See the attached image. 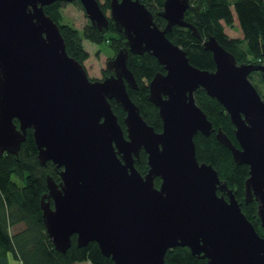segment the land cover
<instances>
[{
  "label": "water",
  "instance_id": "water-1",
  "mask_svg": "<svg viewBox=\"0 0 264 264\" xmlns=\"http://www.w3.org/2000/svg\"><path fill=\"white\" fill-rule=\"evenodd\" d=\"M55 1L71 0H0V155H18L32 128L41 164L61 168L60 182L48 176L41 200L54 248L65 252L75 235L78 246L94 241L114 264H165L166 251L176 246L207 264H264V236L212 165L197 160L194 143L198 132L214 131L195 102L200 87L234 125L237 146L220 128L215 135L236 164L248 166L244 201L258 203L264 229V100L249 79L259 71L264 81V65L238 63L208 36L202 41L215 69L193 66L167 36L182 26L201 38L184 19L189 0L163 1L162 28L140 0H110L109 17L97 0H79L93 26L108 29L111 19L127 46L107 62L110 75L92 80L44 9ZM128 52H148L164 69L148 84L161 131L127 92L138 88ZM111 99L125 111L124 130ZM141 150L144 174L134 165Z\"/></svg>",
  "mask_w": 264,
  "mask_h": 264
},
{
  "label": "trees",
  "instance_id": "trees-1",
  "mask_svg": "<svg viewBox=\"0 0 264 264\" xmlns=\"http://www.w3.org/2000/svg\"><path fill=\"white\" fill-rule=\"evenodd\" d=\"M164 0H140L152 13L154 22L164 27L166 21L160 16ZM81 6L79 0H71ZM100 9L109 17L110 0H97ZM64 1H55L44 7L48 16L58 25L64 39L66 51L78 62L88 57L83 39L92 43H106L116 53L127 47L122 32L116 30L109 19L108 29L99 30L90 21L77 29L65 20ZM82 7V6H81ZM234 16L238 22L242 37H231L225 32V26L233 25ZM186 22L196 27L201 38H196L191 30L182 26H173L168 38L179 45L189 62L200 69L212 71L215 64L212 54L206 50L203 41L213 36L227 51L234 55L238 63L264 65V0H189L185 11ZM127 67L137 82V89L127 88L131 100L138 106L144 120L156 131H161L162 122L158 108L149 101L148 84L154 74L164 72L155 57L148 52L132 54L128 52ZM108 69L105 76L110 74ZM254 76H257L255 78ZM250 81L264 100V81L259 71L249 74ZM196 104L206 114L214 131L208 136L198 132L194 136L195 153L199 162L211 164L219 178L232 190L241 210L254 225L257 232L264 236L257 216L258 203L255 200L244 201L245 180L249 173L246 164H236L230 150L216 138L218 128L237 146L234 125L223 106L210 97L202 88L194 92ZM110 103L124 130L125 111L114 100ZM19 124V120L15 119ZM38 147L33 129H28L27 138L22 143L19 154L5 152L0 155V258L12 253L19 264H114L110 257L104 256L96 242L78 246L76 236H71V245L65 252L57 251L46 231L41 200L48 192L47 178L60 182V167L48 161L42 165L38 159ZM137 170L144 174L147 170V155L141 150L134 162ZM156 185L160 179L155 178ZM21 182L23 184H21ZM220 194V192H218ZM18 227V228H17ZM21 227V228H20ZM17 229V230H16ZM165 264H207V260L193 255L187 247L176 246L166 251Z\"/></svg>",
  "mask_w": 264,
  "mask_h": 264
},
{
  "label": "rangeland",
  "instance_id": "rangeland-1",
  "mask_svg": "<svg viewBox=\"0 0 264 264\" xmlns=\"http://www.w3.org/2000/svg\"><path fill=\"white\" fill-rule=\"evenodd\" d=\"M228 1L231 2L232 0H228ZM63 14L65 20L68 21L77 29H82L89 21L87 16L85 15L83 8L80 5L73 2L64 3ZM226 30L228 31L234 30V28L226 27ZM231 32L234 33L233 31ZM83 46L85 50H87L88 52V57L83 62L88 77L92 80H102L105 77L104 73L107 70V62L111 58H113L115 52L106 43L96 44L86 39H83ZM254 77L257 78V76ZM21 184L23 183L21 182ZM8 260H9V264H19L18 260L14 257L12 253H8ZM81 264H89V263L85 262Z\"/></svg>",
  "mask_w": 264,
  "mask_h": 264
},
{
  "label": "crops",
  "instance_id": "crops-1",
  "mask_svg": "<svg viewBox=\"0 0 264 264\" xmlns=\"http://www.w3.org/2000/svg\"><path fill=\"white\" fill-rule=\"evenodd\" d=\"M230 27H233L234 30H226V26H225V32L231 36V37H242V33H241V30L239 28V25H238V22L236 20V17L234 16V22H233V25L230 26ZM231 31H233L234 33H232ZM19 262V261H18ZM0 264H9V260H8V254L5 256V257H1L0 258ZM78 264H81V263H78Z\"/></svg>",
  "mask_w": 264,
  "mask_h": 264
}]
</instances>
